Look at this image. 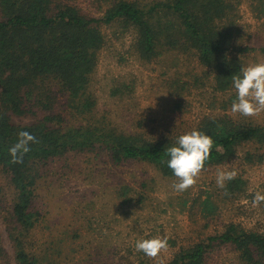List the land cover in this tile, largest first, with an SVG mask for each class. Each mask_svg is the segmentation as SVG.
I'll return each mask as SVG.
<instances>
[{"label":"rangeland","instance_id":"374dc122","mask_svg":"<svg viewBox=\"0 0 264 264\" xmlns=\"http://www.w3.org/2000/svg\"><path fill=\"white\" fill-rule=\"evenodd\" d=\"M59 1L88 16H101L108 7L106 0ZM230 11L220 22L233 23L229 53L242 57L245 66L264 63V0H231ZM102 30L105 43L86 88L93 108L73 115L66 96L52 86L53 112L37 109L15 115L16 122L27 124L54 113L64 116L66 125L89 122L148 139L183 135L207 115L227 114L243 125L264 124V113L244 117L231 112L235 89L217 91L214 73L200 64L194 51L165 48L146 60L135 49V29L115 23ZM110 159L108 151L97 147L41 165L35 197L39 217L30 230L13 213L16 192L0 168V264H20L19 243L37 264H165L230 223L264 231V203L252 206L255 193L264 194V143L240 146L233 159L204 168L196 184L179 193L172 187L177 178L162 175L150 162ZM218 170L235 171L236 178L220 188ZM157 236L168 241L159 257L136 251L138 240ZM235 261V252L221 247L208 264Z\"/></svg>","mask_w":264,"mask_h":264},{"label":"trees","instance_id":"16d2710c","mask_svg":"<svg viewBox=\"0 0 264 264\" xmlns=\"http://www.w3.org/2000/svg\"><path fill=\"white\" fill-rule=\"evenodd\" d=\"M106 1L108 7L101 16H88L59 0H0V168L10 177L16 192L13 213L26 230L39 217L35 197L40 166L70 152L102 147L114 163L142 160L154 164L162 175L174 176L166 163V150L179 136L148 139L139 133L102 130L89 122L66 125L64 116L54 113L27 124L13 118L37 113V109L53 112L52 86L66 96L73 115L93 108L95 102L86 95V88L105 43L103 25L119 23L135 29V49L146 60L161 55L165 48L194 51L200 64L214 73L217 91L234 89L232 76L245 66L242 57L229 53L233 23L220 25L232 13L231 0ZM195 130L213 140L204 168L233 159L246 143H264V124H239L227 114L207 115ZM20 131L31 133L39 142L30 144L22 163H12L8 150ZM221 247L235 252L234 264H264V231L234 222L221 233L182 249L165 264H208ZM17 258L20 264H37L20 243Z\"/></svg>","mask_w":264,"mask_h":264},{"label":"clouds","instance_id":"9594fccd","mask_svg":"<svg viewBox=\"0 0 264 264\" xmlns=\"http://www.w3.org/2000/svg\"><path fill=\"white\" fill-rule=\"evenodd\" d=\"M232 85L236 98L231 105V112L244 117H256L264 113V63L243 66L240 71L232 76ZM37 138L27 131L18 133L17 142L8 150L12 163H22L23 157L31 151L30 144L38 143ZM213 140L211 136L192 130L180 135L174 146L168 147L166 154L169 159L167 166L173 172L178 182L172 187L175 191L183 192L194 186L197 178L208 160ZM235 171L218 170L216 183L220 188H225L226 181L236 178ZM227 194V193H226ZM264 203V194L255 193L252 206ZM168 247V241L162 237L141 239L136 242L135 248L147 257L156 259Z\"/></svg>","mask_w":264,"mask_h":264}]
</instances>
